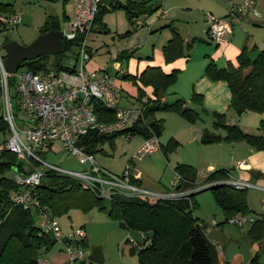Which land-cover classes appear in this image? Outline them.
Listing matches in <instances>:
<instances>
[{
  "label": "rangeland",
  "instance_id": "1",
  "mask_svg": "<svg viewBox=\"0 0 264 264\" xmlns=\"http://www.w3.org/2000/svg\"><path fill=\"white\" fill-rule=\"evenodd\" d=\"M5 3L12 4V8L19 12L21 22L17 26H13L12 29L2 27L0 25V56L4 61L6 51V42H15L19 45H27L38 38L41 34V28L44 22L50 17L55 19L60 26L61 32L64 35L71 33L72 23L75 21L74 16V4L71 0H3ZM123 1V0H119ZM178 2L179 0H173ZM239 0H191L187 1L190 9L179 10V18H174L177 30L184 36V48L188 44V61H183L184 67L179 70L177 79L173 85L167 88L165 97L168 99V103H172L175 99V95L172 91L177 90V94L184 95L188 98V94L191 92V84L189 79H186V75L193 71H200L204 73V67L210 58H215L216 63L219 66L225 64L227 54L220 51L221 46H217V43L229 42L228 32L233 34L231 41L234 44H241L248 38L251 47L256 43L257 50L264 49V25L260 23L258 18H262L264 12L260 7L257 8L261 11L258 17H253L252 13L248 14L249 21L243 22L242 20L235 19L232 15L228 14V8L231 7L233 2ZM259 4L264 6V0H258ZM228 7V8H227ZM246 11V10H245ZM244 11V12H245ZM158 12V11H157ZM243 12V13H244ZM172 14L171 12L169 13ZM207 14L214 15L221 22L225 23L229 27V31L224 35L223 41L212 40L208 37L205 16ZM158 15V14H157ZM158 17V16H157ZM169 17L160 16L157 20V24L145 23L144 18H139L143 22L142 26L136 24L130 26L124 11L122 9H116L106 11L102 16V23L105 26L94 25L92 31L87 36V46L90 51V59L87 62V69L89 70H108L112 74L115 72L113 63L115 60L121 65L122 72L118 75L117 81L122 86L123 91L129 101L123 100V104H127L138 96V85L143 89L139 82L138 85L133 83L132 80L123 79L122 74H136L143 69L146 64L154 65L158 62V52L161 46L166 42L167 35L171 34L168 30L159 31L157 28L164 22L168 21ZM101 27V28H100ZM206 33V34H205ZM230 41V42H231ZM241 48V47H240ZM124 54L123 57H119L120 54ZM256 51H250L251 56H254ZM57 54L48 55L46 68L56 69V64L59 62L56 57ZM151 56V58H149ZM69 56L61 57V63L68 62ZM234 60V59H233ZM20 66L18 70H22ZM247 71V70H245ZM244 71V72H245ZM9 99L11 107L14 110L15 122L18 127V132L22 139H25L21 129H23V116L16 109L15 95L16 85L13 83L12 77L9 78ZM145 96L148 97L150 93L144 91ZM145 97V98H146ZM150 97V96H149ZM162 100V98H161ZM163 101V100H162ZM127 102V103H126ZM3 99L0 94V116L3 112ZM137 104V102H136ZM229 110L227 113L223 112L225 122L236 124L238 127L246 132H255L249 125L240 122L236 117H231ZM214 112L208 114H202L200 118L194 123L186 121L181 114L175 110H155L153 111V117L156 119H162V133L157 138L159 148L140 159L133 160L132 156L135 149L142 143L143 137L140 134H135L131 138L125 134H119L113 138V140H105L101 143L96 151L93 153L95 165L98 168L108 171L112 175L119 176L129 166L138 174V179L141 181L140 188L153 194H164L166 192L173 191L172 182L175 180L174 167L177 164H186L193 168L195 172V183L187 188H181L183 191H188L195 188L201 183H205V179L215 170L230 169L235 167V163L230 159L231 149L238 143H248L244 141H230L224 139L225 131L214 125ZM152 116L149 114L147 119L150 120ZM227 118V119H226ZM185 125V129L180 126ZM210 134L222 136L220 140L203 143L201 141V130ZM262 135L264 130L260 129ZM253 134V133H252ZM8 138V133L4 134L0 131V147L3 140ZM251 147V146H250ZM163 150L167 152V158L163 154ZM41 159L46 162L63 169L71 171H81L86 166L81 165L77 158L67 153L63 146L55 142L52 148H47L40 152ZM238 163H236L237 165ZM238 166V165H237ZM215 169V170H214ZM260 174L261 181H264V173ZM11 175V172L8 173ZM46 177L43 176L42 180ZM258 181V180H257ZM217 181H214V184ZM260 187L264 183L260 181ZM245 192V201L250 212L246 215V222L244 226L228 224L224 220V216L214 201L213 191L211 189H205L198 192L194 196V209L193 216L198 218L207 229L208 232L210 226L220 227L216 232H213L208 238H216L220 253L223 252L221 258V264H225V258L229 259L234 255L240 254L245 258V262L248 261V255L251 251V242H249V233L251 226L246 229L249 224V219L253 218L256 221L261 222V241L264 239V190L262 188L247 187ZM149 202L157 200H147ZM196 203V204H195ZM106 210L109 209V200H104ZM58 222L60 230L61 226L69 228V231H73L78 228H84L86 238L84 243H79L78 246L74 245V252L78 248H82L87 253L81 254V256L74 262H69L68 255L64 251L65 260L61 264H80L84 261L85 264H90L87 261V254L91 247L95 245H102L103 250V262L98 264H118V256L123 250L129 252L132 247L127 239V232L118 226V222L109 218L107 212L93 206L88 209L81 206L71 207L67 213H59L53 215ZM35 225L40 231V219L35 215ZM72 225V228L70 226ZM83 225V226H81ZM81 226V227H80ZM240 226V227H239ZM245 230V231H244ZM62 232V231H61ZM74 232V231H73ZM205 232V234H207ZM63 233L62 234H66ZM130 245V246H129ZM61 246L60 243L54 244V247ZM222 247V250L220 249ZM128 250V251H127ZM48 251H40L39 260L43 256H46L52 264L53 261L49 257ZM252 253V251H251ZM258 262L263 264L264 262V247H261L258 251ZM96 264V263H91Z\"/></svg>",
  "mask_w": 264,
  "mask_h": 264
},
{
  "label": "trees",
  "instance_id": "2",
  "mask_svg": "<svg viewBox=\"0 0 264 264\" xmlns=\"http://www.w3.org/2000/svg\"><path fill=\"white\" fill-rule=\"evenodd\" d=\"M159 8L160 5L152 0H114L109 7L99 6L92 22V29L95 24L105 26L102 23V16L106 11L122 9L130 26L133 27L139 18H147ZM14 13L12 4L0 1V25L2 27L8 26L4 17ZM165 27L171 30V37L162 47L164 63H171L180 58L187 61L188 52L186 50L190 44L184 48V41L172 23L159 29ZM49 31H61L59 24L52 17L44 22L40 34ZM81 38L83 37H79ZM77 39L71 41L64 37L61 38V51L56 55L59 60L56 70L66 69V66L61 63V57L73 53V48L78 43ZM250 51H256L255 55L251 56ZM122 56L121 53L119 57ZM48 58V55H43L34 60L24 61L20 66L25 70L41 71L46 69ZM178 73L179 69H172L166 73L160 66H147L139 74H122L123 79L132 80L137 85L139 82L143 87H151L150 97L141 101L145 97V90L138 85L137 102H141L143 106L141 116L132 127L126 130L114 134L90 131L80 136L77 144L82 146L85 152L93 155L101 143L105 140H113L119 134L130 132L132 136L142 135L143 139L151 136L158 138L163 126L162 119L153 117L155 110H175L186 121L190 123L197 121L200 118L199 114L192 108L185 107L186 100L183 98H178L172 103L161 100L167 88L175 83ZM204 74L211 80H222L227 83L231 96L230 108L236 115L246 111L264 113V49L257 50V47H253L249 50L244 46L237 54L235 62L227 61L225 66H218L210 58L204 67ZM190 101L202 105V96L193 91ZM95 113L98 121L103 123L112 122L115 118L113 111L101 104L95 105ZM149 114L152 116L150 120L147 119ZM212 114L215 118L214 125L225 131L224 139L244 141L256 150H264L262 134L246 133L235 124H227L224 114ZM260 129L264 130V121L261 122ZM0 131L4 134L8 133V126L2 115L0 116ZM221 137L204 131L201 141L209 143L220 140ZM6 140H3L0 147V264H39L40 251L50 250L56 241L51 234L41 233L35 225L36 210L13 203V194L19 188L13 180V172L23 171L24 167L16 155L5 147ZM166 152L163 150L167 158ZM174 171L182 179V182L177 185L178 190L195 183V172L192 167L177 164ZM10 172L11 175L8 174ZM255 174L260 176L261 173ZM44 176L46 179L40 182L37 191L40 205L48 209L52 215L67 213L71 207L81 206L88 210L95 206L107 212L109 218L117 221L119 226L127 231L132 229L139 232H150L146 240L149 244L147 248L132 245L129 249V254L136 257L137 264H220L216 247L206 237L201 228V222L193 216L194 196L200 191L208 188L213 191L214 201L220 208L225 222L231 216L238 214L245 216L250 212L245 201L247 189H237L224 183L226 179L224 170L213 171L205 179V183L217 182L192 192L187 195V198L159 199L149 202L133 196L114 194L109 200L108 210H106L104 199L81 188L74 179L48 170L44 172ZM133 182L140 184L138 180H133ZM260 228L261 222L253 221L249 233L252 240L258 241L262 237L259 233ZM127 241L131 242L128 238ZM227 264H259L258 252L247 263H244L242 256L237 255L228 259Z\"/></svg>",
  "mask_w": 264,
  "mask_h": 264
},
{
  "label": "built area",
  "instance_id": "3",
  "mask_svg": "<svg viewBox=\"0 0 264 264\" xmlns=\"http://www.w3.org/2000/svg\"><path fill=\"white\" fill-rule=\"evenodd\" d=\"M74 4L75 21L72 23L71 33L62 34L66 40L75 41L73 53L69 55L66 69H44L41 71L16 70L10 75L0 56V94L3 99L2 116L8 126V138L5 147L13 152L22 162L24 170L14 171L13 180L19 186L14 192L12 200L15 205L36 210V216L40 219V232L51 234L56 243H60L68 255L69 262L76 261L81 254L87 253L82 248L74 252V245L78 246L85 241L84 229L78 228L66 234H62L57 220L52 213L40 205V197L37 186L40 184L44 172L52 171L56 174L72 178L83 189L91 191L96 196L110 200L114 194L133 196L142 200L178 199L187 198V195L196 190L205 188L214 182L201 183L188 191L178 190L181 177L175 173L176 183L172 182L173 191L164 194H153L141 189L133 180H138V174L131 167H127L121 175L116 176L108 171L98 168L92 154L85 152L82 146L77 144L80 136L90 131L101 134H114L132 127L141 116L142 104L137 102L134 106L120 104L122 87L118 84V75L122 72L119 63H114L115 72L108 70H89L87 62L90 52L87 46V36L91 32L92 22L99 9L103 5L101 0H72ZM230 10L240 13L249 10L253 15L259 16L260 12L255 7V0H239L232 3ZM161 10V14H165ZM208 24L207 34L212 40L223 41L229 27L212 14L205 16ZM18 13L4 17L8 26H17L21 22ZM135 24L141 25L137 20ZM79 37H83L79 39ZM12 77L16 85L15 107L23 116L24 127L21 133L22 139L15 122L14 110L9 99V78ZM145 101V97L141 100ZM113 111L114 120L109 123L98 121L95 113V105ZM132 137L130 132L125 134ZM55 142L60 143L65 151L77 158L81 165L86 167L81 171H71L59 166L46 163L41 159L40 152L44 147H50ZM159 148L157 138L151 136L143 139L135 149L133 160L140 159ZM37 163V164H36ZM224 183L237 188L260 187L259 184L237 179H226ZM228 224L243 225L246 215H234L227 220ZM250 222L254 219L250 218ZM201 223L204 233L207 229ZM39 264H51L42 258Z\"/></svg>",
  "mask_w": 264,
  "mask_h": 264
},
{
  "label": "crops",
  "instance_id": "4",
  "mask_svg": "<svg viewBox=\"0 0 264 264\" xmlns=\"http://www.w3.org/2000/svg\"><path fill=\"white\" fill-rule=\"evenodd\" d=\"M0 1H3V0H0ZM152 1L158 3L160 5V8L158 9V12L156 11L151 16H149L147 18H144V22L145 23H151V24L155 25V24L158 23L157 20H158V18L160 16H165V17H169L168 21L164 22L163 24H161L160 27H162V26H164V25H166L168 23H172V25L174 26V28L176 30H177V28H176L177 27L176 26L177 23H175V21H173V19L177 18V17L178 18L180 17L178 15L179 10L190 9V7H191V6H189V4L187 2V1H191V0H179L178 2H175L173 0H152ZM236 2H238V1H236ZM236 2H233V3H236ZM257 6H259L261 11L264 12V6L259 4L258 0H255V7L257 8ZM161 10H165L166 13L165 14H161ZM258 11L261 14V11L259 9H258ZM14 12L19 14V12L16 11V10H14ZM170 12L172 14H170V16H169ZM243 12L244 11H242L240 13L233 12V11L230 10V7H229L227 15H229V16L232 15L235 19L240 20V21L242 20L243 22L244 21L245 22L249 21L250 19L247 20L248 17H249L248 14L251 11L246 10L244 13ZM253 17H258V16L253 15ZM258 20L261 21L260 23H262V25H264V15L262 16V18H260V19L258 18ZM159 28H157V29H159ZM161 30H168V29L167 28H162ZM161 30H159V31H161ZM178 33L181 35L182 39H184V36H182V34L179 31H178ZM232 34H233V32H231V31L228 32V36H229L228 40H229V42H225V43L222 42L221 44L220 43L216 44L217 46H221V48H220L221 52L223 51L224 54H227V59L225 61V64H226L227 61H231L232 63H234L235 62V58H236L237 54L239 53V51H240V49L242 47L245 46L249 50L252 49L253 47H257L256 43H254L251 47H249L250 42H249L248 38H246V40L241 44V46H240V44H234L231 41L232 37H230ZM170 37H171V34L170 35L168 34L166 42L169 40ZM166 42L161 46L160 51L158 52V62H157V64H154V65L146 64L143 67V69L140 70L139 72H136V74H139L140 72H142L147 66H160L162 68V70L164 72H166V73L170 72L172 69H179L180 70L181 67L182 68L184 67L182 62L183 61L185 62L186 60L183 59V58L175 60V61H173L171 63H166V64L164 63L163 56H162V47L166 44ZM123 56H124V54H123ZM188 57H189V55H188ZM211 59H213L216 62V59L214 57L211 58ZM114 63H118V61L115 60ZM114 63H113V65H114ZM225 64H223L222 66H225ZM120 67H121V65H120ZM133 75H135V74H133ZM186 79H189V83L192 85L191 86V92L188 94L189 95L188 98H186L184 95L177 94V90L175 89V91L171 92L174 95L176 94L174 100H176L178 98H183L184 100H186L185 107L192 108L193 110H195L199 114V117L202 116V114H208L211 111L214 112V113H223V112L227 113L230 110L231 112L229 114H230L231 117H234V118L236 117L240 122H242L244 124H245V120L244 119H246V123L249 125V127L255 130V132H252V131H250V132L244 131V132L251 133V134L252 133L253 134H261L259 128H260L261 122L264 121V113L246 111V112L241 113L240 115H236L233 112V110L230 108L231 96H230V91L228 89V85H227V83L225 81H222V80H216V81L211 80L210 78L205 76L204 73L202 74L200 71H196V70L195 71L191 70L188 73V75H186ZM118 84H119V82H118ZM144 90L147 91V93H150L151 92V87L147 86L146 89H144ZM193 91L195 93H197L198 95L202 96V105H198V104L192 103L190 101V96H191V93ZM125 99L127 101H129V97H127L125 95V93L123 91V88H122V98H121V102H120L121 105H123V106H134V105H136V102L138 101L137 99H135V102H133V100H130L131 102H129V103L126 102L127 104H123L122 101L123 100L125 101ZM162 100L165 101V102L168 101V99L165 97V94L162 97ZM202 108H203V111H202ZM204 109H205V111H204ZM226 123L227 124H231V123H228V122H226ZM180 127L182 129H185L186 126L185 125H181ZM242 131H243V129H242ZM200 132L202 134L204 132V129H202ZM237 143L238 144L234 148H232L230 150L231 151L230 159L235 163V167L234 168H230L229 170L228 169H222V170H224L226 172V179L245 180V181H251V182H254V183H257V184H259L258 181H260L261 183H264V181H261V180L258 179V178H260V176H257L255 174L257 172L264 173V150H256V149L248 146L247 144L246 145L243 144L242 142H237ZM52 146L53 145H51L50 147H44L43 150H45L47 148L50 149V148H52ZM236 163H238L237 164L238 166L236 165ZM138 181L140 183L139 184V186H140L141 185V181L139 179H138ZM263 186H264V184H263ZM248 222H249V224H248V226L246 227L245 230H247L250 227V225L253 223V222H250V221H248ZM81 226H83V225H81ZM118 226H119V223H118ZM241 226H244V225H241ZM61 228H62L61 231L63 233H66L67 231H69L68 227L64 228V227L61 226ZM70 228H72V225L70 226ZM120 228H122V227H120ZM218 228H220V227L210 226L208 232H206L207 233L206 237L208 238L209 236H211V234L213 232H216L218 230ZM123 230H125V229H123ZM125 231L127 232V230H125ZM127 238H128V236H127ZM248 239H249V242H251V251H252V253L250 251V254L248 255V258H247L248 261H246V262H245V258L242 257L244 263L249 262L250 259L255 255V253L258 252L259 249H261V247H264V239H262L261 241H259V240L258 241H254V240H252L250 238V236L248 237ZM125 241H127V239ZM209 241L216 247L217 252L219 254L220 264H221V258L223 257V255H224L223 253L224 252L221 254L220 251H219V248H218L219 244L218 243H220V242H217L216 238H211V239H209ZM130 243H131L130 244L131 246L135 245V243L133 241H131ZM220 249L222 250V247H220ZM63 252L64 251H63L62 246H59V247L51 248L49 250L48 254H49V257L52 259L54 264H61L62 261L65 260V256H64L65 253H63ZM237 255H240V254H237ZM237 255H234V256H237ZM42 258L48 259L46 256H43ZM224 260H225L224 263L227 264L228 258L227 259L225 258ZM117 262H118V264H137L136 257L134 255H130L129 252H124L123 250L120 252Z\"/></svg>",
  "mask_w": 264,
  "mask_h": 264
},
{
  "label": "water",
  "instance_id": "5",
  "mask_svg": "<svg viewBox=\"0 0 264 264\" xmlns=\"http://www.w3.org/2000/svg\"><path fill=\"white\" fill-rule=\"evenodd\" d=\"M114 0H101L104 6H111ZM12 29V26H8ZM61 38L62 34L59 31H49L41 34L38 38L27 45H19L15 42L5 43V59L3 61L6 71L12 75L20 67L21 63L28 60H34L43 55L58 54L61 51ZM128 238L135 243V245L143 248L149 246L146 240L150 236V232H139L129 229L127 231ZM102 245H95L91 247L87 254V261L91 263H102L103 250ZM80 264H85L84 261Z\"/></svg>",
  "mask_w": 264,
  "mask_h": 264
}]
</instances>
